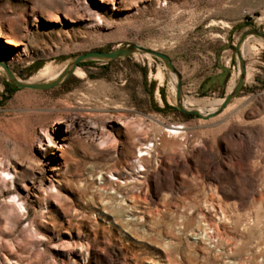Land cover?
<instances>
[{
	"label": "rangeland",
	"instance_id": "rangeland-1",
	"mask_svg": "<svg viewBox=\"0 0 264 264\" xmlns=\"http://www.w3.org/2000/svg\"><path fill=\"white\" fill-rule=\"evenodd\" d=\"M103 1L0 0V60L27 82L46 66L62 72L79 55L136 43L167 54L188 108L207 114L237 82L240 34L264 31V0ZM244 50L245 86L209 120L179 112L177 79L141 53L81 63L84 75L49 90L17 88L0 68V264H231L196 236L201 214L218 227L222 253L263 264L264 41ZM61 116L73 123L57 124ZM104 170L141 196L129 209L144 217L136 231L104 208Z\"/></svg>",
	"mask_w": 264,
	"mask_h": 264
},
{
	"label": "water",
	"instance_id": "water-1",
	"mask_svg": "<svg viewBox=\"0 0 264 264\" xmlns=\"http://www.w3.org/2000/svg\"><path fill=\"white\" fill-rule=\"evenodd\" d=\"M259 38L264 41V31L251 28L244 30L237 41L235 52L236 58L239 66V75L237 82L232 89V91L223 99L222 104L216 109V111L212 113L202 114L200 111L196 109H189L184 105V96H183V76L181 72L176 68L173 60L165 53L160 52L158 50L144 47L138 45L136 43H131L128 45H124L120 48L113 49L110 51H94L86 54L79 55L75 59H73L66 68L62 71V73L54 80L42 82V83H28L22 80L9 66L7 63L0 60V68L3 69L5 74L8 77L9 82L20 89H31V90H49L64 84L73 74L74 71L79 68L81 63L90 61V60H99V61H115L121 58H126L136 53H141L144 55H149L155 57L156 59L162 61L170 75H174L177 79L176 84V107L179 112L198 116L203 120H209L216 116H219L224 112V110L231 105L242 92L247 77V65L244 57L243 47L247 40L250 38Z\"/></svg>",
	"mask_w": 264,
	"mask_h": 264
},
{
	"label": "bare ground",
	"instance_id": "bare-ground-1",
	"mask_svg": "<svg viewBox=\"0 0 264 264\" xmlns=\"http://www.w3.org/2000/svg\"><path fill=\"white\" fill-rule=\"evenodd\" d=\"M100 1L104 3L103 0H100ZM56 21H57V19H56ZM247 41H246V43H247ZM246 43H245V45H246ZM245 45L243 47L244 57H245V50H244L245 49ZM147 56L150 57L149 55H147ZM61 73L62 72L55 71L50 66H46V67L42 68L35 75V77H32V78L28 79L27 82L28 83H34V82H36V81H38L40 79H43V78H47L48 79L47 81H51V80L56 79ZM74 74L76 76H80L81 77L82 75H84V72H83V70L81 68H77L74 71ZM172 77H173L174 83H176V77L174 75H172ZM246 79H247V77H246ZM234 86L235 85H233V87L231 88L230 91H232ZM222 102H223V100H220V101H218L215 104L213 102V105H211L212 108H210L211 109L210 110L211 113L216 111V109H217L214 106L215 105L216 106H220L222 104ZM193 104H196V103L192 102V105ZM184 105L188 108L189 103L184 101ZM229 107H231V105ZM196 110L200 111L203 114V111H202L201 107L197 108ZM67 118H68L67 116H61V117L56 119V123L57 124H64L67 127H69L73 123V119L72 118L67 119ZM176 129H182V127H178V128L177 127H169L166 132H169V134H172L174 136H178V135L183 133V131H179V130H176ZM101 135H102V137L105 135L102 130H101ZM50 146H53V145H50ZM60 148H62V147H60ZM139 162L142 165V164H144L145 159H140ZM110 172L111 171H105V170L102 171L101 172L102 175H101V177L99 179V181H103V182L99 183L98 189L100 191H102V192H106L105 194L104 193L100 194V198H102L101 201L103 203H105L104 208L109 211V213L112 215L114 220L119 221L120 223H122V226H124L125 228H128V229L131 228V230H135L136 231L137 230L136 226L140 222H142L144 220V217L143 216H138L136 214H129V209L132 208L135 205L137 200L141 199V196L139 194L134 193V192L130 193L128 191V189L123 188L121 185H119L118 183H116L114 181H108V178H106V174L110 173ZM108 190H114L117 195L120 194L121 195L120 199H118V197L116 195H109L107 193ZM209 204H210V207L214 211H216L215 214H216V220L218 221V223L225 222L227 220L226 209L222 208V206L219 205L218 203H213L212 200H210ZM129 217H131V219H130L131 221L130 222L129 221L128 222L125 221ZM200 217L202 219L200 221V224L204 221L205 225L204 226H200V224H199V226H198V232L199 233L196 236L200 235L201 236L200 239H203V241H208V242H210V244H212L213 242H216L217 243L216 247H219V248L221 247V250H225L226 247L224 246V243L222 241L223 237L221 236L220 232L218 231V227L216 229V227H214V225H211V223H209V221L206 220V216L204 214H201ZM258 219L259 218L256 215L255 220H258ZM171 244H172V241L165 242L164 248L165 249H169ZM255 249H257V248H255ZM221 250H220V254L216 255V258H219L221 256H224V258H225L227 256V259L234 260L231 264H240V262L236 259L235 255L233 254L234 251H232L233 250L232 248H229V252H223L222 253ZM257 251H256V254H260V258H263L261 260V262L264 264V243L261 242L258 245V250ZM237 252H239L238 255L241 256V254L244 253V250L240 249V251L238 250ZM234 253H236V252H234ZM168 261H169V259H168Z\"/></svg>",
	"mask_w": 264,
	"mask_h": 264
},
{
	"label": "trees",
	"instance_id": "trees-1",
	"mask_svg": "<svg viewBox=\"0 0 264 264\" xmlns=\"http://www.w3.org/2000/svg\"><path fill=\"white\" fill-rule=\"evenodd\" d=\"M82 66V64H80ZM174 111H177L176 108H173ZM187 117H193L192 115H188Z\"/></svg>",
	"mask_w": 264,
	"mask_h": 264
}]
</instances>
